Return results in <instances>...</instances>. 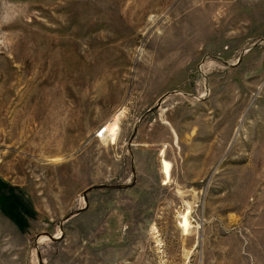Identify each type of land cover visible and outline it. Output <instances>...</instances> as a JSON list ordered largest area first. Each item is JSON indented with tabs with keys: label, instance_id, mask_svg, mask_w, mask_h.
<instances>
[{
	"label": "rangeland",
	"instance_id": "374dc122",
	"mask_svg": "<svg viewBox=\"0 0 264 264\" xmlns=\"http://www.w3.org/2000/svg\"><path fill=\"white\" fill-rule=\"evenodd\" d=\"M0 264H264V0H0Z\"/></svg>",
	"mask_w": 264,
	"mask_h": 264
},
{
	"label": "bare ground",
	"instance_id": "6f19581e",
	"mask_svg": "<svg viewBox=\"0 0 264 264\" xmlns=\"http://www.w3.org/2000/svg\"><path fill=\"white\" fill-rule=\"evenodd\" d=\"M117 120H118V115L116 117H114L113 120L109 121L108 124L106 125V131L107 130L110 131V134H111L113 139H115L116 133H117V129H118ZM163 168H164V172H165L166 178L169 179L170 176H171V163L169 161H167L166 159L163 160ZM167 179H166L165 182H167ZM183 223L186 226L189 225L190 222H189V219H188L187 215H185Z\"/></svg>",
	"mask_w": 264,
	"mask_h": 264
},
{
	"label": "built area",
	"instance_id": "2783aa9c",
	"mask_svg": "<svg viewBox=\"0 0 264 264\" xmlns=\"http://www.w3.org/2000/svg\"><path fill=\"white\" fill-rule=\"evenodd\" d=\"M106 132V127H102L100 131H98L97 135L101 137Z\"/></svg>",
	"mask_w": 264,
	"mask_h": 264
}]
</instances>
